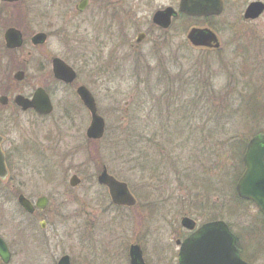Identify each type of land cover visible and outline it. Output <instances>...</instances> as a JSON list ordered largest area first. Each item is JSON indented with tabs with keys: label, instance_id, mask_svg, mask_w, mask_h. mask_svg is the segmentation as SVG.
Returning <instances> with one entry per match:
<instances>
[{
	"label": "rangeland",
	"instance_id": "374dc122",
	"mask_svg": "<svg viewBox=\"0 0 264 264\" xmlns=\"http://www.w3.org/2000/svg\"><path fill=\"white\" fill-rule=\"evenodd\" d=\"M170 2L156 0L136 11L151 23L155 11ZM245 6L237 10L243 13ZM225 18L216 30L218 50L192 46L190 29L179 23L162 41L153 31L142 42V54L132 53L130 64L101 84H93L92 75L82 69L80 82H91L107 134L91 146L86 137L90 118L83 111L74 119L58 114L50 120L51 129L66 131V150L79 153L64 166L52 165L57 176L52 182L43 170L38 175L34 166L24 169L33 202L41 195L50 198L43 213L28 216L16 199H0V235L15 255L11 264H57L64 255L74 264H129L134 243L142 245L147 264H178L174 240L185 213L203 221L223 217L241 238L251 263L264 264L262 220L236 197L242 165L230 149L231 139L232 144L248 142L250 127H256L247 103L251 95L245 96L252 93L264 102V14L238 22L232 8ZM63 45L55 37L51 50L62 52ZM69 60L79 68L78 58ZM158 65L173 70L172 86L164 85L170 83ZM70 95L69 89L59 93L60 98ZM257 120L255 132L264 130V115ZM139 139L142 144L129 145ZM152 159L144 171L142 165ZM103 166L136 195L142 177V216H119L110 208L96 181ZM73 175L82 179L76 188L69 186ZM256 229L258 234H252Z\"/></svg>",
	"mask_w": 264,
	"mask_h": 264
},
{
	"label": "flooded vegetation",
	"instance_id": "af4514ba",
	"mask_svg": "<svg viewBox=\"0 0 264 264\" xmlns=\"http://www.w3.org/2000/svg\"><path fill=\"white\" fill-rule=\"evenodd\" d=\"M155 1L0 0V147L8 172L6 178L0 177V199H16L20 210L28 216L41 214L48 208L50 198L46 195H41L33 202L32 197L35 195L33 190L25 189L28 182L25 178L30 175L24 178V169H32L34 166L39 172L38 175L43 170L42 174L45 180L52 182L57 178L52 165L64 166L68 159H74L79 153L78 149L66 150V131L51 129L50 120L58 114V118L74 119L83 111V114L85 112L91 122V114L78 95L80 87H86L90 91L95 100L98 114L103 117L100 114L98 97L92 91L91 82H80L82 69L92 75L93 84H101L111 72L112 76L115 70L121 71L127 67L130 61L128 57L132 53L142 54V42L147 38L150 39L152 35H155V32H157L156 35H160L155 39L162 41L173 27L175 28L181 23V26L185 25L190 29L187 39L193 29H211L219 38L217 31L219 32L221 29L219 25L226 24L225 16L228 9L232 10L233 8L234 18L239 22L242 21V18L246 21L244 15L251 4H264V0H221L220 14L193 16L182 10V5L196 6L200 2L199 0H170L169 4L163 5L155 11L151 23L148 18L142 20V16H139L136 10L142 5H150ZM243 5L246 6L242 13L237 9ZM167 9H173L174 15L170 27L164 29L153 23V17L157 12ZM150 30H152L151 33ZM153 31L155 32L153 33ZM55 37L62 44L64 43L62 52L54 53L51 50V43ZM69 57L78 58L79 68L71 63ZM56 60L64 62L76 73V79L72 83L64 82L56 77ZM62 89L71 90V95L60 98L59 93ZM39 91L48 97L52 108L50 113H41L34 107H24L19 103V101L33 102ZM104 120L106 121L105 118ZM107 131L106 122L105 135ZM89 142L91 146L96 147L95 145L100 141L89 140ZM104 167L106 166H103L102 169ZM52 168L53 170H51ZM14 170L16 171L14 172ZM108 173L110 174L109 171ZM98 176L97 184L105 189L110 208L118 212L119 216H127V214L142 216V177L140 195H136L127 182L112 175L117 181L125 183L135 197L136 205L128 207L113 202L110 189L98 183ZM70 180L69 186L72 187ZM22 196L33 205L39 199L45 198L48 200L47 208L45 210L36 208L35 212L30 214L19 204V199ZM237 199L256 209L259 218L264 222V216L253 202L245 201L239 197ZM185 220L190 222L188 227L184 224ZM140 222L142 227L141 217ZM214 227L229 230L235 236V245L242 255V247L238 243L239 237L223 217L216 216L203 221L201 217L199 219L185 213L181 218L180 230L175 234L176 262L178 264L181 262L180 254L184 244L191 239H199ZM42 228H45V224L42 225ZM1 237L5 240L3 236ZM5 242L11 253L12 261L15 255L9 243L6 240ZM134 244L139 245L142 249L141 244ZM130 247L128 250L129 264H131Z\"/></svg>",
	"mask_w": 264,
	"mask_h": 264
},
{
	"label": "water",
	"instance_id": "95a60500",
	"mask_svg": "<svg viewBox=\"0 0 264 264\" xmlns=\"http://www.w3.org/2000/svg\"><path fill=\"white\" fill-rule=\"evenodd\" d=\"M199 1V4L196 6L187 7L186 4L185 6L182 5V10L193 16L221 13V0ZM263 13L264 4L253 3L247 8L244 17L246 20H256ZM173 15V9L159 11L154 15L153 23L164 29L169 28ZM188 40L195 47L220 48L217 35L210 29H193L188 35ZM55 75L59 80L67 83H72L76 79V73L73 69L60 60L55 61ZM78 95L91 114V123L87 130V138L99 141L105 135L106 122L98 114L93 95L86 87H80L78 89ZM19 103L24 107H34L45 114L50 113L52 110L48 97L41 91L36 94L33 102L27 103L19 101ZM243 161L245 164V172L237 184V193L240 198L255 202L264 214V135L256 136L249 141ZM7 175L5 157L0 147V177L4 179ZM98 182L110 189V194L115 204L128 207H134L136 205V199L130 193L128 186L125 183L117 181L108 173L106 168L103 169L98 177ZM80 183L81 179L76 175L70 180L72 187H77ZM19 204L26 212L33 214L36 208L45 210L48 205V200L42 198L33 205L22 196L19 199ZM189 223L188 220L184 221L187 227L190 225ZM234 242V237L227 229L221 230L214 227L204 233L199 239H191L182 246L180 264H248L240 258ZM0 259L4 264H9L11 259L8 246L1 237ZM130 260L131 264H146L143 251L139 245H132L130 247ZM57 264H72L70 256L64 255Z\"/></svg>",
	"mask_w": 264,
	"mask_h": 264
},
{
	"label": "trees",
	"instance_id": "16d2710c",
	"mask_svg": "<svg viewBox=\"0 0 264 264\" xmlns=\"http://www.w3.org/2000/svg\"><path fill=\"white\" fill-rule=\"evenodd\" d=\"M157 69V71H159L160 72V74H163V76H164V81L165 82H167V83H170V84H165L164 83V85H169V86H172L171 85V79H172V81L174 80V78H172V73H171V71H173L172 69H169L168 67H166V66H164V65H158V67H156ZM177 81V80H176ZM251 95V96H250ZM248 96H250L249 97V100H248ZM246 97H247V103H248V109H249V112H250V114L252 115V120L250 119V121L253 123V124H255L256 125V127H258L259 125V120H257V118H258V115L261 113V114H263L264 115V102H262L260 99L258 100L257 99V97L254 95V94H252V93H250L249 95L247 94L246 96H245V100H246ZM246 102V101H245ZM248 125H250V123L248 122ZM143 126V128H145V129H148V126L147 125H142ZM251 126V125H250ZM255 127V128H256ZM251 128V138H254V137H256V136H259V135H261V134H264V130H261V131H256L255 132V128H252V126L250 127ZM143 136V135H142ZM141 136V137H142ZM153 136L154 137H156L157 135L156 134H153ZM250 138V139H251ZM143 139V138H142ZM142 139H139V140H134L133 142H131L129 145H134V144H142ZM232 140V139H231ZM230 140V149H232V151L237 155L235 158L236 159H238L239 161H240V163H241V165H242V172H243V170H244V163H243V157H244V154H245V152H246V149H247V144H248V142H235V143H233L232 144V142L233 141H231ZM157 160V159H156ZM154 163V159H152L151 160V162L149 163V164H143L142 165V169L144 170V171H146V169L145 168H147V166L148 165H150V164H153ZM158 169V167H156V168H153V169H151V171L153 172V171H158L157 170ZM242 172H241V174H242ZM241 174H240V176H241ZM239 176V177H240ZM236 194V193H235ZM262 231H264V222L262 223ZM258 229H256V230H254L253 231V233L252 234H258ZM238 237H239V235H238ZM240 241H241V238L239 237L238 238V243L240 244ZM259 242H260V240H258ZM242 256H243V258L246 260V261H248V262H252L251 261V259L247 256V254H245L244 253V251H243V249H242ZM74 264V263H73Z\"/></svg>",
	"mask_w": 264,
	"mask_h": 264
}]
</instances>
